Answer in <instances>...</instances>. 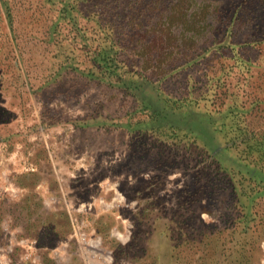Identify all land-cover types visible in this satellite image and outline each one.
Wrapping results in <instances>:
<instances>
[{"label":"rangeland","instance_id":"374dc122","mask_svg":"<svg viewBox=\"0 0 264 264\" xmlns=\"http://www.w3.org/2000/svg\"><path fill=\"white\" fill-rule=\"evenodd\" d=\"M142 78L216 144L139 128ZM263 136L264 0H0V264H264Z\"/></svg>","mask_w":264,"mask_h":264},{"label":"trees","instance_id":"16d2710c","mask_svg":"<svg viewBox=\"0 0 264 264\" xmlns=\"http://www.w3.org/2000/svg\"><path fill=\"white\" fill-rule=\"evenodd\" d=\"M9 13V12H8ZM205 54V53H202ZM199 54L196 55V57ZM239 60L242 59V56H238ZM100 63V61H98ZM193 61L189 62L192 63ZM188 62H185L187 65ZM177 67L170 66L168 68L169 73L174 72V69ZM169 73H164V79H166ZM140 82L139 85H135L133 92L136 90V96L138 95L139 101L142 103V107L147 109V118L145 121L138 122L136 125L140 126L139 128H143L144 126H148L149 124L154 126L162 127L167 125L169 127H174L177 129L185 130L186 132H192L197 135V133H204V136H207L208 139L213 141L212 144L215 143L217 139L218 133H216V129L213 128V121L209 119L211 115H214L221 110H216L214 108H204L200 106L197 102V99L192 95H186L182 97L172 96L167 93L165 89L161 87V79L158 80H150L144 79ZM129 87V86H128ZM192 92V91H191ZM185 108V109H184ZM228 114L232 116H237L242 111L239 108H227ZM227 109L223 110L224 113ZM209 117V118H207ZM214 120V119H213ZM211 122V123H210ZM142 130V129H137ZM200 134V133H199ZM199 136V135H197ZM211 143V142H210ZM216 144V143H215ZM256 144L258 148L264 150V136L259 140H256ZM256 144L254 146H256ZM214 148V147H213ZM216 151V148H214ZM214 151V152H215ZM217 153V152H216ZM238 173H241L246 176V178L254 184L262 183V186L258 189L256 188L253 193H248L247 191L237 190L236 186H234V190H237V199L236 201H240L242 198H246L244 205L240 204V207L243 209L240 217V222L244 224V231L250 228L249 223L254 219L253 217V205L255 202V198L260 196V194H264V173L260 169H255V167H249L248 164H243L242 166L236 167ZM237 207H238V203ZM238 222V220H237ZM213 235V240L208 241L206 245V253L212 247H217L218 244H222L219 241V233L221 232L218 229L216 232L211 231ZM203 264H207L203 263Z\"/></svg>","mask_w":264,"mask_h":264}]
</instances>
